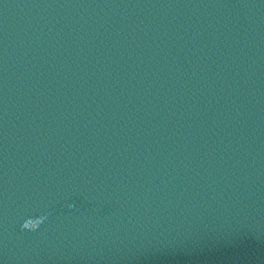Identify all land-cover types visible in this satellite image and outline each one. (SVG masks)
Returning a JSON list of instances; mask_svg holds the SVG:
<instances>
[{"label": "water", "instance_id": "water-1", "mask_svg": "<svg viewBox=\"0 0 264 264\" xmlns=\"http://www.w3.org/2000/svg\"><path fill=\"white\" fill-rule=\"evenodd\" d=\"M0 264H264V0H0Z\"/></svg>", "mask_w": 264, "mask_h": 264}]
</instances>
